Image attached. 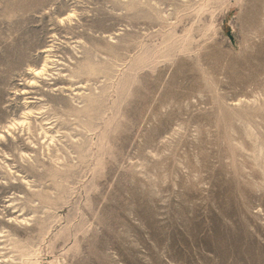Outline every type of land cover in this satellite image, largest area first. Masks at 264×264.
Listing matches in <instances>:
<instances>
[{"label":"rangeland","instance_id":"obj_1","mask_svg":"<svg viewBox=\"0 0 264 264\" xmlns=\"http://www.w3.org/2000/svg\"><path fill=\"white\" fill-rule=\"evenodd\" d=\"M0 264H264V0H0Z\"/></svg>","mask_w":264,"mask_h":264},{"label":"bare ground","instance_id":"obj_2","mask_svg":"<svg viewBox=\"0 0 264 264\" xmlns=\"http://www.w3.org/2000/svg\"><path fill=\"white\" fill-rule=\"evenodd\" d=\"M40 73H41V70H40V69L35 70V74H36V75H38V74H40ZM33 85H34V83L31 84V86H33Z\"/></svg>","mask_w":264,"mask_h":264}]
</instances>
